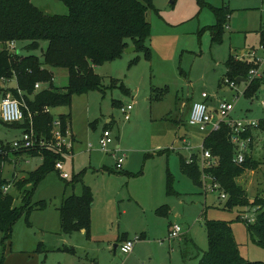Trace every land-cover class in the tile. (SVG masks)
<instances>
[{"label": "rangeland", "instance_id": "374dc122", "mask_svg": "<svg viewBox=\"0 0 264 264\" xmlns=\"http://www.w3.org/2000/svg\"><path fill=\"white\" fill-rule=\"evenodd\" d=\"M32 2L50 14L68 13L61 0ZM152 4L147 12L151 35L146 41L151 59L134 50L94 66V72L102 76L101 88L74 92L71 105L52 109L55 114L71 111L70 130L75 140L72 154L64 160V171L70 177L64 179L57 170L49 171L37 183L31 200L33 204L45 201L46 205L22 215L5 242L0 230L3 264H197L199 251L209 246L207 218L228 221L242 255L264 262V247L256 243L245 220L238 218L240 214L256 216L255 208H224L226 200L219 191L205 192L181 169V159L199 152L208 134L189 122L193 103L202 99V92L210 95L213 107L218 99L234 101L232 115L236 118L264 117V87L257 96L247 98V82L232 89L225 78L231 55L253 63L249 60L255 52L264 60L260 32L264 28V0H152ZM223 4L232 12L223 25L221 40L215 41L210 27L217 23L214 7ZM27 43H18L21 52L42 58V50H28ZM42 45L45 48L47 42ZM53 70L54 85L66 89L67 69ZM114 79L118 85H113ZM121 83L129 93L120 88ZM3 84L9 89L18 86L16 78ZM4 94L0 92V107ZM115 100L133 104L128 120ZM1 121L0 139L20 135V130L5 127ZM105 127L113 138L107 151L99 143ZM253 133L248 153L261 159L264 130ZM119 156H123L121 164ZM22 161L17 167L15 162L6 163L7 180L16 168L18 178L25 177L42 159ZM75 178L73 184H67ZM237 182L250 201L264 196V165L246 171ZM84 184L94 195L90 232L65 234L58 208L63 197L81 194ZM10 192L16 197L15 205H20L22 190L12 183ZM175 224L182 231L172 238L169 234ZM126 239L135 241L130 254L120 249Z\"/></svg>", "mask_w": 264, "mask_h": 264}, {"label": "trees", "instance_id": "16d2710c", "mask_svg": "<svg viewBox=\"0 0 264 264\" xmlns=\"http://www.w3.org/2000/svg\"><path fill=\"white\" fill-rule=\"evenodd\" d=\"M61 1L68 7L67 14L47 13L32 0H0V92H5L4 96L11 93V96L19 99L23 103L24 111L22 122H1L5 127L20 131L28 129L32 124L38 138L51 137V128L56 117L61 120L63 129L70 127L71 111L55 114L53 108L71 105L74 92L101 88L102 76L94 72V66L122 56L130 45L144 52L147 59H151V49L146 41L151 35L147 12L153 8L152 0ZM214 12L217 23L210 27L213 40L220 41L223 25L230 18L232 10L223 4L214 7ZM260 32L261 46L264 48V31ZM24 41L28 42L25 45L28 50L41 49L42 58L32 53L24 55L18 47V43ZM43 42H47L45 48ZM254 66L256 65L253 63L237 60L236 56L231 55L226 61L225 78L234 81L237 78L247 79L250 69ZM54 68L67 69L66 89L54 85ZM11 78H16L17 89H9L3 84ZM37 83L42 84L41 88L35 87ZM112 83L114 86L118 85V79L112 80ZM262 86L264 87V70L262 76L249 83L244 95L253 98ZM120 88L125 93L130 92L123 83ZM114 103L122 105L119 100ZM257 129L264 130V119L260 120ZM254 130H249L247 135L253 137ZM230 132L229 126L222 124L219 130L209 132L205 136L204 147L217 157L216 164L209 168L208 172L218 179L226 192L224 208H255L256 216H253V222L248 221L252 216L247 214H240L238 218L245 220L247 229L256 243L264 247V196L257 195L250 201L247 191L237 182V178L246 171H254L264 165V156L255 159L248 153L243 162H234L235 145L230 141ZM9 141L0 139V230L3 232L4 242L11 236L13 225L22 215L29 214L35 207L46 205L45 201L31 203L32 194L37 183L49 171L56 170V162L65 159L50 148L15 150ZM13 155L41 157L42 162L36 169L28 171L25 177L7 180L4 177V166L11 161ZM181 169L201 187L203 172L197 156H194L191 163L182 158ZM76 179L78 178L67 184H73ZM168 181L170 192L171 179ZM12 183L23 192L20 205H15L16 197L10 191H5V186ZM93 202L92 189L85 184L81 194L72 193L63 197L58 209L61 228L65 234L83 229L87 234L90 232ZM205 225L209 246L202 253L199 251L197 264H264L242 255L228 221L207 218ZM69 250L75 252L73 248ZM4 259L5 256L0 259V264H3Z\"/></svg>", "mask_w": 264, "mask_h": 264}, {"label": "built area", "instance_id": "2783aa9c", "mask_svg": "<svg viewBox=\"0 0 264 264\" xmlns=\"http://www.w3.org/2000/svg\"><path fill=\"white\" fill-rule=\"evenodd\" d=\"M250 57L251 59L249 61H252L256 66L252 67L249 71L248 77L245 80V82L248 83L247 86L252 80L262 76V72L264 70L262 68L264 60L259 58L255 52H253ZM227 82L232 89L236 88L239 84L234 80L227 79ZM40 85L41 84L37 83L35 87L39 88ZM201 97V100H197L193 103L189 122L193 125H198L201 130H205L207 133L219 130L222 124H227L231 129L230 141L235 145L234 162H243L246 158V154H248L250 150L249 146L253 138L251 135H247V132L249 130L257 129L260 124V120L264 119V117L260 119L236 118L232 115L233 110L235 109L234 101H230L228 99H218L217 105L213 107L209 104L210 95L207 92H202ZM262 105L264 109V100L262 101ZM132 109V103L121 105V110L124 113L125 119L128 120L130 118ZM47 111H49V109H47ZM0 118L3 122L7 123L22 122L24 120L23 103L11 95L2 97ZM99 141L101 149L107 151L109 144L113 141L111 130L109 128H104ZM9 142L15 150L50 148L60 153L64 158L70 156L73 151V134L70 127L67 126L63 129L61 120L57 117L52 124L50 138H38L33 125L31 124L28 129L22 130L19 136H16ZM200 147L201 150L199 152H191L190 156L186 159V162L191 163L194 160V156H197L199 167L203 172L201 176L202 189L205 192L219 191L221 198L226 199L227 195L222 187V184L213 174L208 172V169L216 164L217 157L214 156L209 149H206L204 144ZM188 148L192 149L191 146H188ZM113 155L116 156L115 154ZM123 156L118 157L119 164L123 163ZM64 160H58L55 164V168L60 173L62 178L67 179L70 175L64 171ZM11 186L12 184L6 185L5 191H10ZM248 219L249 222H253L255 220L253 216ZM181 231V226L175 224L170 230L169 237H179L181 235ZM134 246L135 241L129 239L121 244L120 249L123 253L130 254L133 252Z\"/></svg>", "mask_w": 264, "mask_h": 264}, {"label": "crops", "instance_id": "0c3cea01", "mask_svg": "<svg viewBox=\"0 0 264 264\" xmlns=\"http://www.w3.org/2000/svg\"><path fill=\"white\" fill-rule=\"evenodd\" d=\"M230 16H231V15H230ZM261 30L264 31V28L260 29V31H261ZM105 128H107V127H105ZM71 132H72V131H71ZM72 134H73V141H74V140H75V136H74V133H73V132H72ZM16 136H17V135H16ZM16 136H15V137H16ZM15 137H14V138H15ZM118 147H120L119 144L117 145V148H118ZM29 158H30V157H27V156H14V155H13V156H11V161H10V162H15V163H16L15 165H16V167H17L18 165H20L21 163H23L22 160H24V161H25V160H29ZM20 160H21V161H20ZM25 162H26V161H25ZM5 166H6V164H5ZM5 166H4V168H5ZM120 168H121V167H120ZM17 175H18V170H17V168H16V169L14 170V172H13L12 179H13V178H18ZM20 178H21V177H20ZM170 227H171V226H170ZM81 231H83V230H81ZM83 232H85V231H83ZM117 246H118V245L116 244V245H115V248H116ZM133 251H134V250H133ZM94 264H96V263H94Z\"/></svg>", "mask_w": 264, "mask_h": 264}, {"label": "water", "instance_id": "95a60500", "mask_svg": "<svg viewBox=\"0 0 264 264\" xmlns=\"http://www.w3.org/2000/svg\"><path fill=\"white\" fill-rule=\"evenodd\" d=\"M134 50H136V47L135 46H129V47H127L125 50H124V52H131V51H134ZM246 79L245 78H237L236 79V81L238 82V83H241L242 81H245ZM83 231H85L84 229H83Z\"/></svg>", "mask_w": 264, "mask_h": 264}]
</instances>
